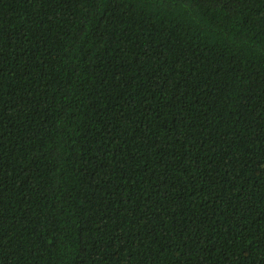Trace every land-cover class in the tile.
Wrapping results in <instances>:
<instances>
[{
  "label": "trees",
  "instance_id": "1",
  "mask_svg": "<svg viewBox=\"0 0 264 264\" xmlns=\"http://www.w3.org/2000/svg\"><path fill=\"white\" fill-rule=\"evenodd\" d=\"M0 264H264V0H0Z\"/></svg>",
  "mask_w": 264,
  "mask_h": 264
}]
</instances>
